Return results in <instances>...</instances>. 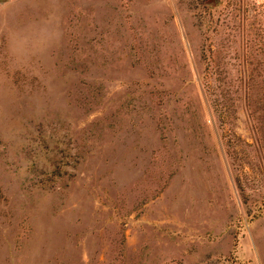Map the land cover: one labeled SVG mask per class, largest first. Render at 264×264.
Returning a JSON list of instances; mask_svg holds the SVG:
<instances>
[{
  "label": "rangeland",
  "instance_id": "rangeland-1",
  "mask_svg": "<svg viewBox=\"0 0 264 264\" xmlns=\"http://www.w3.org/2000/svg\"><path fill=\"white\" fill-rule=\"evenodd\" d=\"M0 264H264V0H0Z\"/></svg>",
  "mask_w": 264,
  "mask_h": 264
}]
</instances>
